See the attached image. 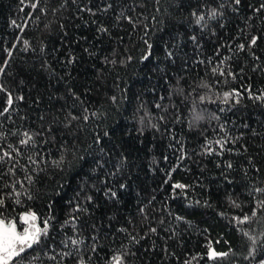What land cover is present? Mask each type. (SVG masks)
Masks as SVG:
<instances>
[{"label": "trees", "instance_id": "1", "mask_svg": "<svg viewBox=\"0 0 264 264\" xmlns=\"http://www.w3.org/2000/svg\"><path fill=\"white\" fill-rule=\"evenodd\" d=\"M25 213L9 264H264V0H0V220Z\"/></svg>", "mask_w": 264, "mask_h": 264}, {"label": "snow or ice", "instance_id": "2", "mask_svg": "<svg viewBox=\"0 0 264 264\" xmlns=\"http://www.w3.org/2000/svg\"><path fill=\"white\" fill-rule=\"evenodd\" d=\"M11 102V101H9ZM177 187H182L177 185ZM25 222L35 220V216L24 217ZM39 229L35 231L25 230L24 234H18L15 226L0 221V264H9V261L24 251V246L31 247L38 238ZM211 256L216 253L210 252Z\"/></svg>", "mask_w": 264, "mask_h": 264}, {"label": "rangeland", "instance_id": "3", "mask_svg": "<svg viewBox=\"0 0 264 264\" xmlns=\"http://www.w3.org/2000/svg\"><path fill=\"white\" fill-rule=\"evenodd\" d=\"M30 216H34L32 213H25L22 215L21 217V222H22V229L21 231H19L16 226H15V229H16V232L18 234H24L25 230L27 229L28 231H35L36 229H39L38 228V225H37V222H36V218L35 220H29L27 223L25 222L24 220V217H30ZM1 221V220H0ZM7 225V224H6ZM27 246H24V248H26Z\"/></svg>", "mask_w": 264, "mask_h": 264}]
</instances>
